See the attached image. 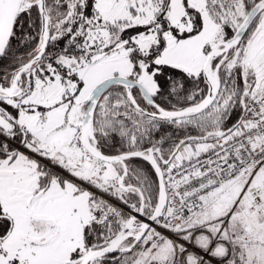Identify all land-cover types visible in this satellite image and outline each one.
Segmentation results:
<instances>
[{
    "label": "snow or ice",
    "instance_id": "1",
    "mask_svg": "<svg viewBox=\"0 0 264 264\" xmlns=\"http://www.w3.org/2000/svg\"><path fill=\"white\" fill-rule=\"evenodd\" d=\"M0 264H264V0H0Z\"/></svg>",
    "mask_w": 264,
    "mask_h": 264
}]
</instances>
